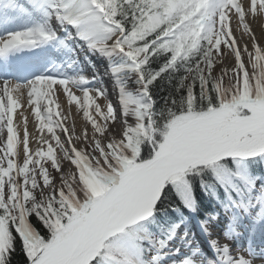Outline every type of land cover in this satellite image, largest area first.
I'll use <instances>...</instances> for the list:
<instances>
[{"label": "snow or ice", "instance_id": "1", "mask_svg": "<svg viewBox=\"0 0 264 264\" xmlns=\"http://www.w3.org/2000/svg\"><path fill=\"white\" fill-rule=\"evenodd\" d=\"M10 4L24 14L48 8L61 31L74 30L96 50L118 49L141 79L147 65L162 60L146 87L180 64L191 67L181 81L185 106L151 127V105L132 95L121 113L64 79L0 85V264H10L18 238L28 264H137L129 228L154 215L167 182L225 157L264 156V27L259 34L252 27L264 23V0ZM56 38L43 27L11 33L0 40V57ZM72 105L83 117L79 132L66 123ZM131 113L136 126L127 122ZM225 120L233 124L232 142L213 137ZM146 142L152 158L141 157ZM33 215L46 231L36 230Z\"/></svg>", "mask_w": 264, "mask_h": 264}, {"label": "trees", "instance_id": "2", "mask_svg": "<svg viewBox=\"0 0 264 264\" xmlns=\"http://www.w3.org/2000/svg\"><path fill=\"white\" fill-rule=\"evenodd\" d=\"M125 11H129V9H126ZM161 65L162 60H154L142 70L145 86L147 80L151 79V76L160 70ZM189 67H191L190 63L180 64L175 70L164 73L152 85L146 87L147 94H142L140 102L144 105H151L153 111V123L157 125L161 124V118L166 116L169 110L179 113L180 109L185 106L188 92L186 86L183 88L181 87V81L183 77L187 75L186 70ZM196 91L198 96L201 95L199 87H197ZM204 104H207L206 99L204 100ZM149 112L147 113V116L149 115ZM141 157H152V151L147 142L141 146ZM262 167H264V156L248 159L246 161H227L218 164L216 168L210 167L211 169H201L199 171L200 176L192 181L198 203L207 210L212 204H215L218 199L223 197L220 184L216 179V172L221 171L223 178L225 177L230 180H235L239 173L247 174L245 178L248 179V177L254 178L256 174L263 173ZM252 178L249 179L251 180ZM239 185H241L242 193L244 191H249V187L245 182L240 181ZM205 189L213 195V200L211 198L207 200L204 195ZM185 215H187V209L182 197L173 185H169L164 191L153 217L146 221L143 224V227L148 228L149 231L152 232L164 233ZM29 219L36 230L41 232L46 231L34 215L29 217ZM10 264H28V258L24 253L23 244L19 238L16 250L10 255Z\"/></svg>", "mask_w": 264, "mask_h": 264}, {"label": "bare ground", "instance_id": "3", "mask_svg": "<svg viewBox=\"0 0 264 264\" xmlns=\"http://www.w3.org/2000/svg\"><path fill=\"white\" fill-rule=\"evenodd\" d=\"M51 21H52L51 26L57 27L58 34L60 32H64V31H61L60 25L57 23L54 17L51 19ZM252 27L257 32V34H259L261 31V28L264 27V23H262L261 21H256L252 24ZM5 28H6V25L2 26L0 29V40L8 39L11 33H14L17 31H26L25 29H17V28L13 30L3 31L5 30ZM48 30L51 32L53 31L50 27ZM72 33L74 34V31ZM57 36L58 35H56V37ZM67 46H69L68 49L70 52L73 53V51H75V53H73L75 60H73L72 66L70 67L68 66L67 70H63V71L69 72L68 69H71L73 73L71 75H65L66 73H64L60 75L59 77H66V80L69 81L72 87H74L77 91H80V92L90 91L94 95H97V94L101 95L104 101L108 102L109 104H112L115 108H117L119 112L123 113L122 100L125 96L124 95L125 90H123L119 86V80H118L119 77L117 78V75L115 73H111L110 75L107 73V66L105 65L106 62L108 64H111L116 60V57L118 56L117 51H114L115 49L96 50L94 48H89V49H93L94 52H88L89 46L88 45L86 46L85 42L80 39H78L77 42L67 44ZM81 49L86 50V52L81 51ZM42 57H44L42 60L45 61L48 57H50V55L47 52H44V55H42ZM60 60L62 62H66L67 64L68 63L71 64V61L69 59L67 60L66 57H62L60 58ZM52 63H56V62H52ZM90 66H92L93 68H90ZM53 67L56 68L57 70L60 69L59 65H54ZM94 71H97L98 75H92L91 73L90 74L88 73V72H94ZM39 75L42 77H36L30 82L21 84L13 80L11 84L29 85L32 82L37 81L40 78H52V76H58L57 73H52L49 69L45 71L41 70ZM65 114L68 117L66 123H68L69 126L75 123L77 132H79L84 124L82 114L78 112V110L76 109L74 105L67 106L65 108ZM127 122L129 126H131L132 121L129 115L127 116ZM31 127L32 125L30 124V129ZM213 137L215 140L220 141V142H232L237 139V137L235 136L233 124L230 122L222 124L218 129H216L213 133ZM113 138L115 139L116 137H113ZM162 142L163 141H161L160 143ZM262 169H263V174H264V167H262ZM240 209L243 210V208H240ZM244 209L246 210V212L249 211V209H246V208ZM246 215L247 214L245 212L242 214L243 217H246ZM261 216L263 215L261 214ZM229 217H231L234 220L233 215H229ZM225 220H230V218L222 219L221 221H225ZM221 221L216 222V225L212 227L213 229L212 232H210V230H207V235L204 236V239H206L207 241L211 240L212 245H210V249L213 248L212 253L216 255V258L218 261L219 260L225 261L228 259L232 261V258H229V255L227 254L229 249L227 250L224 244H222V241L223 242L225 241V237L223 238V235H221V232H222L221 230H223ZM254 221L257 226H260L258 229L259 232L256 235V239L258 242H264V234L262 233L264 232L262 231L264 228V217H259V219H256ZM232 225H233L232 227L233 230L238 232V236L240 239H241V236L246 233H249V232L254 233L252 228H249V229L243 228L244 231L240 232L239 228L234 223ZM254 244L255 243L252 241L248 243L249 246H254ZM218 247H222V248L216 249ZM255 249H256V253L253 255H250L249 253L237 254V256L234 257L235 259L237 258V260L232 263L233 264H264V251L258 247ZM199 255H204L205 257H208L209 259H206V261H208L206 264H210V259H211L210 257H213L211 253L208 254L207 252H201L199 253ZM194 256L196 255L194 254ZM196 258L201 259L200 256H197ZM252 259H254L255 261H253Z\"/></svg>", "mask_w": 264, "mask_h": 264}, {"label": "rangeland", "instance_id": "4", "mask_svg": "<svg viewBox=\"0 0 264 264\" xmlns=\"http://www.w3.org/2000/svg\"><path fill=\"white\" fill-rule=\"evenodd\" d=\"M137 79H138V75L133 73V74H131L130 77L127 78V80H126L125 83L126 84L127 83L134 84L133 81L136 82V81H138ZM229 84H230V82H229ZM121 87H123V89L125 90L124 95H132L134 98H139L140 91L142 90V87H137V88L136 87H133V86H127L126 87V85H123ZM132 91L133 92H137V94H132ZM129 117H130V119L132 121L131 122V126H136L137 123H138V121H137V119L135 117V114L134 113H131V114H129ZM228 122H229L228 120H225L223 124L228 123ZM160 131H162V129ZM154 139H155V142L157 144H159L161 141H163V136L160 135L159 134V131H158V133H156ZM148 146L152 149V151L154 153L153 145L151 143H148ZM207 168L208 169H211L210 167H207ZM212 168H216V166L215 167H212ZM198 170L199 169H195V170H192V172L190 174H185L184 177H183V179L181 181H178L175 184L171 183V185H173L175 189H180V191L182 193L181 197H182L183 200H184V196H188V194H191L190 192H191V182L192 181H190V179H192V178H191L190 175H192L194 177L193 178V181H194V179H196V178H198L200 176V173H199ZM219 172L222 173L221 171H219ZM131 227H133V229L132 230H129V231L133 232L134 235L139 234V230L136 227V225L131 226ZM149 233H150L149 235L153 234L152 231H149ZM151 236H153V235H151Z\"/></svg>", "mask_w": 264, "mask_h": 264}, {"label": "water", "instance_id": "5", "mask_svg": "<svg viewBox=\"0 0 264 264\" xmlns=\"http://www.w3.org/2000/svg\"><path fill=\"white\" fill-rule=\"evenodd\" d=\"M229 158H232V157H225V158H222L221 160H225V159H229ZM220 160V161H221ZM218 162V161H217ZM216 163V162H215ZM206 165V164H205ZM197 166H200V165H197Z\"/></svg>", "mask_w": 264, "mask_h": 264}]
</instances>
